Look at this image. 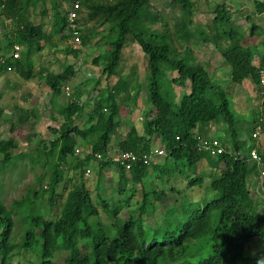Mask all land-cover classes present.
<instances>
[{"label": "trees", "instance_id": "1", "mask_svg": "<svg viewBox=\"0 0 264 264\" xmlns=\"http://www.w3.org/2000/svg\"><path fill=\"white\" fill-rule=\"evenodd\" d=\"M166 1L181 10L177 32L181 33L180 40L190 42L194 0ZM227 1L234 0H217L211 7L213 18L207 29L194 32L201 42L214 45L230 68L226 88L212 82L208 70L196 61L191 50L179 57L173 46L177 32L139 31L142 17L154 24L161 20L153 12L157 7L154 0L81 1L76 23L82 44L85 36L81 28L87 29L90 24H94V30L109 26V36L115 35L117 39L106 43V51L94 60L96 67H103L100 80L95 81L90 91L97 96L90 103L82 102L83 91L79 86L72 88L79 73L75 66H67L58 75L49 71L44 76L39 74L51 91L50 104L62 123L59 129L52 130L57 137L51 142L50 150L33 158L35 165L44 156L47 158L44 164L49 169L47 186L30 191L25 198L14 202L11 210L0 199V264H11L16 254L26 251L36 254L34 264H56L60 252L66 253L65 264H264L261 257L245 255L252 243H264V150L257 140L255 146L248 148L249 154L242 153L247 142L239 141L230 101L234 87L247 83L264 94V61L261 59V66H256L255 52L247 44L258 35L259 27L252 24L248 36L233 21ZM62 2L69 5L65 13L61 12ZM75 2L58 0L55 4L56 24L62 32L69 31L68 14ZM40 5L45 6V0H0V27L8 29V23L14 26L11 32L5 31L6 46L2 48L0 44V53L13 52L16 46L27 47L25 59L23 52L18 60L0 56V75L15 71L25 81L34 77L31 57L35 50L43 49L45 28L43 22H37ZM255 5L257 14L263 15L264 2L256 0ZM45 13L42 11L44 17ZM238 13L243 15L242 11ZM247 20L251 21L250 17ZM69 36L71 39V33ZM128 40L141 47L147 63L148 110L143 118V132L119 119L123 106L118 100L123 95L137 103L141 84L135 71L131 82L120 76L114 89L107 92L98 89L103 76H118ZM69 53L77 56L79 51L71 49ZM167 72L177 73V78L170 81ZM177 88L185 90L181 98L177 96ZM260 116L255 124L263 135L264 102ZM32 117L40 120L35 111L24 110L18 122L26 124ZM222 123L229 131L227 140L231 141L232 150L223 145L224 151L218 156L200 150L203 139L214 141L206 137L204 128ZM124 129V135L117 136ZM255 130L251 132L255 134ZM80 145L88 151L78 149ZM17 149L14 140L0 142L2 172H7L12 164L17 165L18 158L13 156ZM155 149L164 150L165 155L154 159L150 166L145 165L143 157ZM254 150L259 153L260 163L251 158ZM124 153L136 157L130 172L114 161ZM96 154L103 159L96 160ZM71 158L76 161L75 171L81 175L79 181L69 177L65 170ZM49 160H52L50 164ZM91 163L97 164L100 185L106 171L115 170L119 174L117 201L100 196L101 206L95 204L84 177ZM204 165L210 169L208 176V172L200 169ZM206 179L210 182L205 188ZM149 183L152 190L147 187ZM179 183L185 187L179 188ZM68 184L73 186L68 188ZM204 188L203 200L193 197L195 189ZM138 194L141 205L137 217L124 219L123 211L134 207L132 203ZM64 195L60 214L45 217L42 210L48 207L51 212L58 198ZM166 200L172 203L162 211ZM46 201L48 206H44ZM101 213L111 220V226L104 223ZM15 216L24 229L19 244L13 239Z\"/></svg>", "mask_w": 264, "mask_h": 264}, {"label": "rangeland", "instance_id": "2", "mask_svg": "<svg viewBox=\"0 0 264 264\" xmlns=\"http://www.w3.org/2000/svg\"><path fill=\"white\" fill-rule=\"evenodd\" d=\"M61 2V0H59ZM154 5L157 6L156 10H153L155 15L160 16L161 20L158 23H152V21L146 17H142L139 21V31L152 32L159 34H175L182 19V13L179 8L172 7L166 0H154ZM256 0H234L227 1V5L231 8L233 21L246 31L249 36L250 27L255 24L259 27L257 30V36L250 39L249 43L255 52L254 63L256 66H261L260 60L264 61V14L259 15L256 12ZM264 2V0H260ZM195 11L193 26L191 32L193 33L190 42H184L180 40V34H175V40L173 42L174 48L179 57H184V51L191 50L196 58V61L201 65H204L208 70L212 82L219 84L221 87H228L230 81V68L223 63L221 55L216 50V47L212 44H205L196 37L194 32L198 29L206 30L207 24L213 18L211 13V7L214 3H218L217 0H194ZM58 0H45V6L40 5L37 11V22H43L44 39L42 41L43 49L36 51L37 46L34 47L32 53L31 62L34 66V77L30 81H25L15 71H9L0 75V110L2 115L0 116V142L14 140L18 143V149L13 151V156L18 158L17 165L12 164L7 172H2L3 158L0 157V199L7 209L11 210L13 203L25 198L30 191H39L41 186H47L49 181V169L44 167L47 162V158L44 156L40 159L38 164H33V158L37 159L39 152H47L51 148V142L55 140L57 136L54 135L52 130L59 129L62 120L57 114L56 110L51 106V91L41 79L39 74L49 71L53 74H61L67 66H75L79 69V73L76 81L72 85L75 89L77 86L83 91L82 102L90 103L93 101L97 94L91 95L90 91L95 85V81L100 80L102 75V67H96L94 60L99 55L106 51V43H113L116 41V36H109V26L94 30V24H90L87 29L81 28L83 37L85 36L84 44L79 47H74L70 43V33L68 29L64 32L61 31V26L56 24V11L54 9ZM63 3V2H62ZM69 10V5L63 3L62 13ZM45 11V17L42 14ZM238 11H242L243 15H240ZM42 14V15H41ZM250 17L251 21L247 20ZM165 23H167L165 27ZM9 28L0 27V44L2 48L6 46L4 43L5 31L11 32L14 29L12 24L8 23ZM105 38V40H104ZM79 51L77 56L69 53L70 50ZM23 58L27 57V47L22 46ZM9 58L12 51L1 52V55ZM124 61L121 63L117 75L113 78H107L103 76L99 83L98 89L102 92H107L109 89H114L120 81V76L126 77L128 82H131L133 75L136 73L141 89L136 105L133 102L127 100L126 94L119 100V104L123 106L122 117L119 118L125 124H133L140 131L143 129V118L148 110L147 106V63L144 53L141 47L137 44H133L130 40L127 41L125 50L123 51ZM135 71V73H134ZM47 73V72H46ZM177 73L167 72V79L170 81L177 78ZM44 76V75H43ZM166 79V81H168ZM264 79V78H263ZM134 82L130 84L133 86ZM184 89L177 88L176 93L178 98H181ZM99 92V91H98ZM97 92V93H98ZM231 107L234 113L236 130L239 132V141L247 142V148L242 152L244 155L249 154V147L257 144V139L254 133L251 132L255 128V132L258 130L255 120L261 116V110L263 108L264 94L261 91H255L254 87L249 83L234 87L232 90ZM130 106L127 108V106ZM24 110L35 111L40 120H36L34 117L26 124H20L19 118L23 115ZM81 123V122H80ZM15 129L12 130V126ZM124 131L118 132L117 136L124 135ZM206 137L214 139L222 146H226L229 150H232V143L228 141L230 135L225 125L217 124L214 128H204ZM197 133H199L197 131ZM39 136H32V135ZM261 148L264 150V134L259 139ZM245 148V147H243ZM78 149L83 152L88 151L83 145H80ZM224 149V148H223ZM258 149V148H257ZM25 156V157H24ZM14 159V160H15ZM15 162V161H14ZM52 160H49V164ZM75 159L71 158L65 170L69 177L75 181L81 180V175L78 171H75L76 165ZM97 164L91 163L90 168L92 174L90 177H85L87 180V186L90 188L92 198L95 204L101 206V198H106L108 201H117V190L119 188V174L115 170H109L105 172L103 183L101 187L99 184V177L96 170ZM201 171L208 172L210 175V169L204 165L200 167ZM158 181V180H156ZM210 180L206 179L205 188L209 185ZM160 187V182L156 183ZM174 184V181H171ZM73 185L68 184V188ZM179 188L185 187L184 183H179ZM148 189H153L151 183L147 185ZM162 188V187H161ZM205 188L195 189L192 195L198 200H203L206 197ZM255 192V189H254ZM61 193V190H60ZM66 195L63 198H58L57 206L52 208L51 212L48 211V207L42 210V213L47 218H52L60 214V209L65 201ZM172 201H165L162 206V211L171 204ZM131 209L125 210L122 213L124 219L130 216L137 217L139 213V206L141 205V196L138 194ZM44 206H48V202L44 203ZM51 209V208H50ZM102 219L107 226H111V220L107 219L104 213H101ZM15 230L13 232V239L16 244H19L24 234V229L18 216L14 217ZM245 255L247 257L256 258L261 257L264 259V243L257 241L252 243L247 249ZM66 253L60 252L56 257V264H65ZM37 262V256L32 252H23L16 254L11 264H34Z\"/></svg>", "mask_w": 264, "mask_h": 264}, {"label": "built area", "instance_id": "3", "mask_svg": "<svg viewBox=\"0 0 264 264\" xmlns=\"http://www.w3.org/2000/svg\"><path fill=\"white\" fill-rule=\"evenodd\" d=\"M81 1L82 0H76L74 3L72 9L70 10L68 14V26H69V31L72 35L70 39V43L72 46L79 47L82 44L81 40V33H80V28L77 25V20L79 19V11L81 10ZM21 52L22 48L16 46L11 54V56L15 59H21ZM264 75V73H263ZM264 78V77H263ZM264 82V79H263ZM68 95L70 94L69 89H67ZM255 138L259 140L261 138V130L258 128L257 132H255ZM200 150L210 153L212 156H218L221 155L224 151L222 146L219 144L217 141H207V140H202L200 144ZM164 150L161 149H155L150 155L144 156L143 157V162L145 165L150 166L152 161L156 158L164 156ZM96 160L101 161L103 157L100 154L95 155ZM251 158L254 162L260 163L261 158L259 156L258 151L254 150L251 152ZM136 157L133 153H124L120 156H117L114 161L118 163L125 171L130 172L132 169V163L135 161ZM92 174V170L90 168H87L85 171V176L90 177Z\"/></svg>", "mask_w": 264, "mask_h": 264}, {"label": "crops", "instance_id": "4", "mask_svg": "<svg viewBox=\"0 0 264 264\" xmlns=\"http://www.w3.org/2000/svg\"><path fill=\"white\" fill-rule=\"evenodd\" d=\"M100 91V90H99ZM215 126V125H214ZM214 126L212 128H214ZM138 129V128H137ZM139 130V129H138ZM140 131V130H139ZM140 132H143V129L140 131ZM159 146V145H158Z\"/></svg>", "mask_w": 264, "mask_h": 264}]
</instances>
